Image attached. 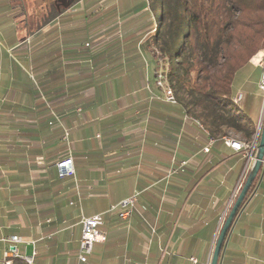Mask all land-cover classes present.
Segmentation results:
<instances>
[{"label": "crops", "instance_id": "0c3cea01", "mask_svg": "<svg viewBox=\"0 0 264 264\" xmlns=\"http://www.w3.org/2000/svg\"><path fill=\"white\" fill-rule=\"evenodd\" d=\"M18 4L0 0V264H28L25 257L78 264L80 220L99 213L105 236L82 264H209L250 158L210 142L201 125L163 101L143 44L113 52L121 38L115 26L126 19L65 11L52 17L50 6L38 13ZM263 58L264 50L256 53L232 83L255 137L264 115ZM54 69L62 70L64 93ZM51 111L59 117L52 125ZM66 152L74 173L59 177L56 162ZM181 161L185 170L169 174ZM134 192L128 215L109 211ZM10 244L19 256H4ZM220 264H264V163Z\"/></svg>", "mask_w": 264, "mask_h": 264}, {"label": "trees", "instance_id": "16d2710c", "mask_svg": "<svg viewBox=\"0 0 264 264\" xmlns=\"http://www.w3.org/2000/svg\"><path fill=\"white\" fill-rule=\"evenodd\" d=\"M95 1L87 0L86 8L74 13L95 14L93 8L85 13ZM142 3L151 15L148 29L141 31L136 26L131 31L133 19L125 22L122 37L111 45L113 52L118 53L121 44L135 46L150 33L147 46L154 59L161 62L159 73L173 93L175 106L189 121L201 125L209 138L224 142V137L230 136L251 145L256 129L237 107L232 83L236 73L264 50V0H143ZM61 12L52 9L51 16ZM112 16L115 9L110 7L105 18ZM117 53L112 58L115 61L121 58ZM52 72L59 77L63 92L62 70ZM257 177L258 174L240 208Z\"/></svg>", "mask_w": 264, "mask_h": 264}, {"label": "built area", "instance_id": "2783aa9c", "mask_svg": "<svg viewBox=\"0 0 264 264\" xmlns=\"http://www.w3.org/2000/svg\"><path fill=\"white\" fill-rule=\"evenodd\" d=\"M85 45L88 46L89 44L86 43ZM260 66L262 68V72L258 83V87L264 93V58L260 61ZM158 85L162 87L163 100L171 104L175 103L174 100H172V98L170 97V88L164 85L161 77L160 80H158ZM51 113H52V120L48 122V124L50 125H52L54 122L59 121V117L57 116V114L54 111H51ZM61 139L63 142L66 143V145H69L68 130L66 128H62ZM212 141L213 140L210 139V142ZM225 143L233 150L242 152L248 158L251 157V152L253 150V147L241 148L239 146L234 145L233 142L231 141H227ZM204 151H208V147L204 148ZM185 164H186L185 161H181L177 167L170 168L169 174H174L183 171ZM56 167L59 177L68 176L74 173L73 160L70 155L57 161ZM137 194H138L137 192H134L131 196L127 197L126 199L118 202L117 204L111 205L109 207V211L117 210L119 212V215L122 217L128 215L129 211L132 210V208H134V203L136 201ZM80 223H81V236L79 242L78 264H82L83 262L86 261L87 255L92 251L94 244L96 242L102 241L105 236L104 231L102 230V225L104 223V220H103V215L101 213L89 217H83L81 218ZM19 239L20 238L18 236L11 237L12 242H17L19 241ZM3 254L5 257L19 256L16 246L13 244H10ZM25 261L28 264H31L32 257H25Z\"/></svg>", "mask_w": 264, "mask_h": 264}, {"label": "rangeland", "instance_id": "374dc122", "mask_svg": "<svg viewBox=\"0 0 264 264\" xmlns=\"http://www.w3.org/2000/svg\"><path fill=\"white\" fill-rule=\"evenodd\" d=\"M19 0H12V5L14 4H18L20 3L22 6H23V11L26 10V11H31L32 9H34L35 11H37L38 13H41L42 11H46L49 9V6L52 9H60L62 11H65V12H69V13H74L75 10L74 9H77L78 6H73L74 3H73V0H58L59 2H55V0H20V2H18ZM82 2H84L85 6L84 8H86V5L87 4V0H80ZM90 1V0H88ZM95 1V0H94ZM107 0H96L95 3H93L89 9H86L85 13L89 12V10H91L92 8L94 10H96L95 14L98 17V21H102L103 19H105V15H106V10H99V4L100 3H105ZM108 1H113V2H116L112 7L115 9V16L117 17L116 19H126L125 22L133 19V22L135 23L134 27L131 28V31L136 27L138 26L141 31H144L146 28L148 29V25L149 23L151 22V15L150 13L148 12V9H147V6L142 3L143 0H108ZM55 3V4H54ZM19 5V4H18ZM89 16V15H88ZM123 22L122 25L125 23ZM96 23V22H95ZM94 23V24H95ZM120 23H117L116 26H115V31H118L120 32V37H122L123 35V31L124 30V26H122ZM150 33H146L143 37H141L136 43L135 45H140V44H143V47L146 48V54L148 53L154 60V62L156 63L157 67L155 68V71L157 72L155 77H154V85L156 87H158L160 90H161V97L163 96V93H162V87L158 85V80H160V70H161V62L158 61L157 59L155 60L152 53L150 52V47L147 46V43H146V39L148 37ZM90 45V43H89ZM145 55V53H143ZM154 71V72H155ZM160 76V77H158ZM162 78V77H161ZM164 102H166L165 100H163ZM166 103H169V102H166ZM171 104V103H169ZM175 104V103H173ZM227 138H232V137H224V142H226V139ZM234 139V138H232ZM236 140V139H234ZM238 141V140H236ZM241 142V141H239ZM244 148H251L253 147V143L251 145L247 144V143H244ZM253 156V151L251 152V157ZM251 157H250V161H251ZM248 172V171H247ZM247 172L246 174L241 178L240 180V183L238 185V188H237V192L235 193V195L233 196L232 198V201L230 202V205L228 206L225 214H224V219L222 221V224L227 216V214L229 213L230 209H231V206L232 204L234 203L242 185H243V182L246 178V175H247ZM249 196V195H248ZM221 224V226H222ZM221 229V227H220ZM219 229V231H220ZM219 231H218V234H219ZM217 234V236H218ZM217 238V237H216ZM216 241V240H215ZM214 247V246H213ZM213 250V249H212Z\"/></svg>", "mask_w": 264, "mask_h": 264}, {"label": "water", "instance_id": "95a60500", "mask_svg": "<svg viewBox=\"0 0 264 264\" xmlns=\"http://www.w3.org/2000/svg\"><path fill=\"white\" fill-rule=\"evenodd\" d=\"M253 156L251 157V164L249 166L246 178L243 182V185L231 206L229 213L227 214L219 234L216 238L211 258L209 264H220L221 262V254L224 242L226 240V236L231 228L233 220L237 216L238 209L248 192L250 185L252 184L253 180L255 179L256 175L259 173L262 165L264 163V115L262 118L261 123L258 125L257 134L253 141Z\"/></svg>", "mask_w": 264, "mask_h": 264}, {"label": "bare ground", "instance_id": "6f19581e", "mask_svg": "<svg viewBox=\"0 0 264 264\" xmlns=\"http://www.w3.org/2000/svg\"><path fill=\"white\" fill-rule=\"evenodd\" d=\"M170 97L172 98V100H174V102H176V101H175V98H174V96H173V93H172L171 90H170ZM210 139H212V138H210ZM227 141H231V142H233L234 145L239 146V147H241V148H244V147H245L244 144H243L242 142L236 141V140H234V139H232V138H227V139H226V142H227Z\"/></svg>", "mask_w": 264, "mask_h": 264}, {"label": "flooded vegetation", "instance_id": "af4514ba", "mask_svg": "<svg viewBox=\"0 0 264 264\" xmlns=\"http://www.w3.org/2000/svg\"><path fill=\"white\" fill-rule=\"evenodd\" d=\"M56 1L59 2L58 0H55V2H56ZM61 1H62V0H61ZM57 2H56V3H57ZM54 4H55V3H54Z\"/></svg>", "mask_w": 264, "mask_h": 264}]
</instances>
